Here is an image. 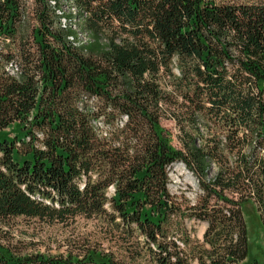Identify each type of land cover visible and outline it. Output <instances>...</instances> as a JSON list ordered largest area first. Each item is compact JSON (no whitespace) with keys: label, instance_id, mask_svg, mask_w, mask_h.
Returning a JSON list of instances; mask_svg holds the SVG:
<instances>
[{"label":"trees","instance_id":"obj_1","mask_svg":"<svg viewBox=\"0 0 264 264\" xmlns=\"http://www.w3.org/2000/svg\"><path fill=\"white\" fill-rule=\"evenodd\" d=\"M32 1L0 0V264H245L246 204L264 228V0ZM178 163L193 207L168 189ZM20 218L97 233L47 256L15 245Z\"/></svg>","mask_w":264,"mask_h":264},{"label":"rangeland","instance_id":"obj_2","mask_svg":"<svg viewBox=\"0 0 264 264\" xmlns=\"http://www.w3.org/2000/svg\"><path fill=\"white\" fill-rule=\"evenodd\" d=\"M216 2L230 1H246V0H215ZM29 8L32 7V0H25ZM64 10L68 11V6L64 4ZM31 20V19H30ZM32 26L34 23L31 24ZM85 36V37H84ZM79 39L83 44L87 43L86 35L80 32ZM177 73V70H174ZM177 75V74H176ZM163 89L170 93L172 92L171 80L164 79L162 84ZM177 99L175 98V101ZM164 127L171 134V144L175 147L179 146L177 137L179 134L178 127L171 118L167 115L162 120ZM169 177V191L174 199L178 202L185 200L184 205L193 207L197 205L205 194L200 191L197 179L187 170L182 163L175 164L171 167ZM215 171L212 175L214 176ZM202 202V201H201ZM211 206H218L215 200H211ZM245 219L248 225L250 236V257L245 264H264V228L260 220L256 207L252 204H246L243 208ZM188 234L193 244H202L204 235L207 231L208 224L198 221L194 218H187L185 221ZM10 230L13 233L14 243L20 248L28 252H40L47 256L66 255L67 248L72 244H79L82 240H89L97 233V223L78 220L71 228H63L60 226L51 228L38 223L37 221H29L25 219H14L9 222ZM194 264H198L195 262Z\"/></svg>","mask_w":264,"mask_h":264},{"label":"built area","instance_id":"obj_3","mask_svg":"<svg viewBox=\"0 0 264 264\" xmlns=\"http://www.w3.org/2000/svg\"><path fill=\"white\" fill-rule=\"evenodd\" d=\"M63 23H65V20H63ZM79 37H80V34H79ZM85 37V36H84ZM70 40L73 42V38H70ZM80 40V39H79ZM86 40L88 41V38H87V36H86ZM81 41V40H80ZM170 171V170H169ZM169 177H170V173H169ZM169 186H170V184L168 185V188H169Z\"/></svg>","mask_w":264,"mask_h":264}]
</instances>
